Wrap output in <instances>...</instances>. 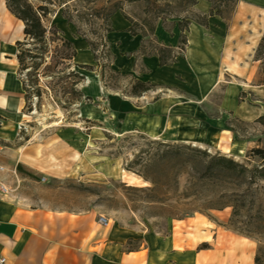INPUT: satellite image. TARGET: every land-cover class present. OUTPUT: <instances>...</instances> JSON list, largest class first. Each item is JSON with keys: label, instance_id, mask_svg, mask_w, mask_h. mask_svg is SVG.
I'll list each match as a JSON object with an SVG mask.
<instances>
[{"label": "rangeland", "instance_id": "1", "mask_svg": "<svg viewBox=\"0 0 264 264\" xmlns=\"http://www.w3.org/2000/svg\"><path fill=\"white\" fill-rule=\"evenodd\" d=\"M121 1L72 3L69 5L70 12L74 16L77 12L83 15L82 20L72 25L62 18L61 11L49 19V23L55 25L64 38L74 45L78 54L76 64L93 68V73H80L85 78L99 79L101 84L103 74L109 88L106 93L110 97L119 96L121 101L114 110L105 105V99H91L89 104L75 106L72 113L67 114L54 108L48 98L43 99L41 112H37V100H33L31 114L21 115L18 123L0 125V129L3 127L17 134L11 142L0 139V184L10 191V198L14 195V199L25 204L28 209H39L51 214L92 216L97 221L104 220L125 230L133 238L131 241H134L130 247L126 245L123 249L126 254L145 249V238L163 241L173 231L187 236L190 245L193 244V256L203 246L208 247L207 251L215 250L218 237L231 235L229 244H233V239H236L245 251L242 264H252L246 263L249 250L254 255L253 264H264V183H258L251 195L243 198V192L235 179L228 182L230 185L222 183L223 179L212 180L207 182L205 188L197 187L196 192L202 196L195 199V192L191 194L194 186L188 177L190 167L185 162L187 159L169 157L152 164L148 169L154 156L165 152L159 145L195 149L211 157L220 156L242 165L246 163L250 151L257 147L264 148V129L255 125L259 118L244 123L230 114L224 115L221 109L227 84L231 83L241 90L237 97L238 103L243 104V110L264 116V88L257 87L261 80V69L259 64H254L256 49H246L247 52L241 53L242 65L248 71L246 76L237 80L226 76L204 105L199 107L205 121L225 120L237 136H233L227 127H218L216 130L203 127L195 134L181 128L153 132L139 120L141 113L137 109L141 108V103L134 105L128 114L120 112L122 103L126 104L124 99H128L131 81L116 76L124 75L112 68L114 62L107 56L106 51L113 54L107 41L109 35L105 33L108 24L105 23L103 9L109 10L111 5ZM122 8L129 17L133 13L138 16L142 13L139 7L123 5ZM262 22L258 23L261 25L259 34L263 33V37ZM229 24L226 25L227 29ZM158 30L165 32L161 23L155 33L157 41ZM254 34L258 35L257 32ZM105 41L107 49L102 47ZM87 43L94 47L98 63L94 62ZM140 69L138 64L137 71ZM124 77L136 80L132 76ZM92 86L85 79L79 91L88 98ZM160 92L165 93L158 91L154 94ZM211 124L221 125L218 122ZM34 155L46 163L51 162L59 173L50 175L45 168L44 174L37 173L29 161ZM133 164L136 165V172L159 179L161 187L155 195L149 192L154 189L150 184L127 172V168ZM176 178L179 179L178 185L175 184ZM218 196H225L226 199L220 200ZM154 198L164 200L165 206L151 205ZM225 207L236 210L206 211ZM233 212L236 216H233ZM213 213L220 214L215 217ZM229 221L232 222V228L244 236L230 231ZM204 239H208V243H202Z\"/></svg>", "mask_w": 264, "mask_h": 264}, {"label": "crops", "instance_id": "2", "mask_svg": "<svg viewBox=\"0 0 264 264\" xmlns=\"http://www.w3.org/2000/svg\"><path fill=\"white\" fill-rule=\"evenodd\" d=\"M195 10L208 15L211 6L200 2ZM261 21L264 32V0H240L228 29L218 18L209 20L208 29L191 25L183 59L173 67L161 69L155 58L142 59L139 63L131 58L139 52L141 40L130 37L127 34L130 25L116 15L112 20L114 33L107 37L116 58L112 68L141 83L171 90L141 99H124L126 104L121 102V114L132 112L134 105L141 103V108L137 109L141 113L139 120L153 132L181 128L195 134L203 127L225 129V120L205 121L200 108L226 76L236 80L246 76L248 71L242 65L241 53L248 49L257 50L263 34H259L261 25L258 22ZM23 30V24L7 10L5 0H0L1 124L18 123L24 109V93L17 76L16 47L23 40ZM156 36L161 44L176 48L180 33L175 30L171 37L158 30ZM138 64L149 73L139 74ZM95 81L88 98L105 99V105L115 110L120 97H110L100 80L95 78ZM240 91L237 86L227 84L221 108L223 114H230L244 123L262 117L243 110V104L238 103L237 97ZM214 122L221 125L214 126L211 124ZM16 137V133L3 127L0 129L2 141L11 142ZM29 161L31 168L39 174H44V168L50 175L59 173L51 162L46 163L35 155ZM214 214L218 217L220 213ZM132 239L125 230L110 224L103 227L92 216L28 209L25 204L17 202L14 195L0 201V256L6 259L7 264H242L245 253L236 239L229 244L232 238L227 235L218 237L215 250L198 252L193 256V244L190 245L187 236L173 231L163 241L145 238V249L126 254L123 249ZM202 243H208V239ZM246 259V263H254L252 250Z\"/></svg>", "mask_w": 264, "mask_h": 264}, {"label": "trees", "instance_id": "3", "mask_svg": "<svg viewBox=\"0 0 264 264\" xmlns=\"http://www.w3.org/2000/svg\"><path fill=\"white\" fill-rule=\"evenodd\" d=\"M201 1L211 6L208 15L195 12V8ZM5 2L9 13L24 27L23 40L16 46L17 76L24 93L22 115H29L33 112V100H37L36 110L41 112L44 98L50 99L54 108L67 114H71L75 106H80L83 103L89 104L91 99L84 97L79 91V87L85 82V76L80 71L93 73V68L76 64L78 54L74 45L64 38L55 25L49 23V19L61 11L62 18L68 24L72 25L75 21L79 22L83 15L77 12V15L74 16L70 12L69 5L72 3L91 4V0H5ZM239 2L240 0H122L120 3L111 5L109 10L103 9L105 23L108 24L105 33L107 35L114 33L111 20L120 14L124 21L130 25L127 34L132 38H141L140 50L131 58L135 59L137 63L142 59L155 58L158 60L161 69L173 67L179 60L183 59L186 53L191 25L208 29L211 18H218L225 25H228L235 15ZM123 5L131 8L139 7L142 13L140 16L133 13V16L129 17L124 13ZM159 23L162 24L165 33L171 37L175 30L180 33L176 48L167 47L156 40L155 33ZM149 39L152 40L148 42ZM87 44L93 54L94 62L98 63L94 47L89 43ZM102 47L107 49L106 41ZM106 53L114 62L115 57L110 52L106 51ZM254 63L259 64L261 69V80L257 83V87L264 88V35L255 52ZM140 70L139 74L141 75L149 73L142 66ZM116 76L131 81L130 92L127 96L130 99H141L158 91H171L170 89L144 84L129 77ZM101 78L103 88L108 92L109 88L104 82L103 74ZM237 123L241 124L239 121ZM255 125L264 129V116L259 118ZM226 127L233 136H237L230 124H226ZM158 147L164 149L165 152L154 156L153 161L149 162L148 169L152 167V164L165 161L169 157L179 160L187 159L188 161L185 162L190 167L188 177L191 180V185L194 186L191 194L195 192L193 195L195 199L202 196L196 192L197 187L205 188L207 182L212 180L221 181L223 179L222 183L230 185L228 182L235 179L240 191L243 192L241 194L243 198L249 197L258 183H264V148L257 147L250 151L246 157V163L242 165L220 156L211 157L195 149L164 145ZM135 164L129 166L127 172L150 184L154 189L149 192L155 195L161 187L159 179L147 177L143 172H136ZM144 169L147 170V168ZM178 180L175 179L176 185H178ZM218 197L220 200L226 199L225 196ZM163 202L164 200L154 198L150 204L165 206ZM229 208L236 210L232 207H225L219 210L209 208L206 211L223 212ZM233 216H236V213L233 212ZM228 228L230 231L244 236L232 228L231 221H229ZM133 243L134 241H130L127 246L130 247ZM207 250L208 247L203 246L199 252ZM133 253L137 252H127V254Z\"/></svg>", "mask_w": 264, "mask_h": 264}, {"label": "built area", "instance_id": "4", "mask_svg": "<svg viewBox=\"0 0 264 264\" xmlns=\"http://www.w3.org/2000/svg\"><path fill=\"white\" fill-rule=\"evenodd\" d=\"M9 196H10V191L5 186L0 184V201L4 199H8ZM99 223L103 227L108 226V223L104 220H100ZM0 264H7L6 259L1 256H0Z\"/></svg>", "mask_w": 264, "mask_h": 264}, {"label": "bare ground", "instance_id": "5", "mask_svg": "<svg viewBox=\"0 0 264 264\" xmlns=\"http://www.w3.org/2000/svg\"><path fill=\"white\" fill-rule=\"evenodd\" d=\"M88 80H89V84H91V85H93L94 86V84H95V79H93V78H87Z\"/></svg>", "mask_w": 264, "mask_h": 264}, {"label": "water", "instance_id": "6", "mask_svg": "<svg viewBox=\"0 0 264 264\" xmlns=\"http://www.w3.org/2000/svg\"><path fill=\"white\" fill-rule=\"evenodd\" d=\"M85 79H86V82L89 83V80L87 78H85Z\"/></svg>", "mask_w": 264, "mask_h": 264}]
</instances>
